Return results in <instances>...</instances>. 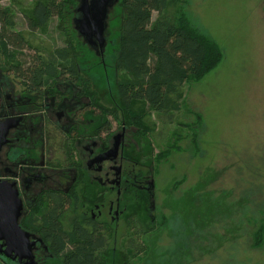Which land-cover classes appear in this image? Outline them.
Here are the masks:
<instances>
[{"label": "rangeland", "instance_id": "rangeland-1", "mask_svg": "<svg viewBox=\"0 0 264 264\" xmlns=\"http://www.w3.org/2000/svg\"><path fill=\"white\" fill-rule=\"evenodd\" d=\"M64 1L63 15L46 27L20 31L32 46L48 52L74 40L81 73L93 80L103 104L118 107V84L127 79L116 63L120 0L107 4L100 37L81 29L82 5L91 2ZM2 4L19 17L31 1ZM188 11L194 27L223 49V57L185 85L174 123L152 111L146 122L150 140L132 135L123 169L151 173L154 197L146 190L144 199L138 193L135 202L122 201L139 211L145 231L160 226L145 237L146 254L136 257L125 248V226L118 220L119 231L102 254L109 264H264V246L251 248L248 229V217L264 209V0H189ZM3 83L15 97L22 95L12 78ZM196 115L203 118L201 127L194 124ZM72 216L68 212L64 219ZM6 257L0 254V264H10Z\"/></svg>", "mask_w": 264, "mask_h": 264}, {"label": "trees", "instance_id": "trees-1", "mask_svg": "<svg viewBox=\"0 0 264 264\" xmlns=\"http://www.w3.org/2000/svg\"><path fill=\"white\" fill-rule=\"evenodd\" d=\"M2 1L0 66L22 94L54 93L60 84L74 82L90 96L92 114L97 119L108 123L106 126L113 122L134 125L144 139L150 135L146 122L152 111L165 122L174 123L183 108L185 85L212 71L223 57V49L194 27L189 0H120V49L116 63L127 79L118 84L121 106L107 108L91 80L89 86L88 79L81 75L74 40L48 52L32 46L20 31L24 26L32 33L46 27L63 15L66 1L30 0V6L23 4L19 17L11 5H3ZM72 5H76V0ZM194 124L202 126L201 115H196ZM194 137L198 147V134ZM66 208L65 202H49L42 213L43 223L37 225L40 215L32 214L24 224L44 234L62 264H109L102 255L109 245L104 227L93 223L87 228L76 221L73 231L66 232L60 221ZM248 219L251 248L260 249L264 246V209ZM159 226L149 231L140 228L137 238L127 243L132 256L146 254L145 237ZM227 238L228 235L221 237Z\"/></svg>", "mask_w": 264, "mask_h": 264}, {"label": "flooded vegetation", "instance_id": "flooded-vegetation-1", "mask_svg": "<svg viewBox=\"0 0 264 264\" xmlns=\"http://www.w3.org/2000/svg\"><path fill=\"white\" fill-rule=\"evenodd\" d=\"M110 1L104 2L106 9ZM81 75L88 79L89 86L91 80L94 87L88 75ZM5 77L8 76L0 71V121L11 117L22 120L0 149V180L16 182L23 207L19 224L28 233L30 243H34L32 259H20L15 254L6 259L10 264H62L44 234L24 224L32 214L40 215L37 225L43 223L42 213L49 202L66 203L60 218L66 232L73 231L76 221L87 228L98 223L104 227L109 244L121 226L117 221L122 220L125 248L130 252L127 243L137 238L142 226L139 211L122 198L135 202L141 193L144 199L154 180L151 173L123 169L124 153L131 146L132 135L139 138L137 128L116 122L106 126L108 123L92 114L88 93L74 82L60 84L54 93H23L15 97L5 88ZM97 95L101 101L98 92ZM114 149L111 155L109 152ZM129 193L131 199L126 196ZM68 212L73 215L70 221L64 219Z\"/></svg>", "mask_w": 264, "mask_h": 264}, {"label": "water", "instance_id": "water-1", "mask_svg": "<svg viewBox=\"0 0 264 264\" xmlns=\"http://www.w3.org/2000/svg\"><path fill=\"white\" fill-rule=\"evenodd\" d=\"M86 2V0H84ZM107 0H93L89 5L83 4L84 19L81 29H88L92 36L100 37L103 28L106 7L103 5ZM22 118L11 117L0 121V149L8 143V137L17 128H19ZM117 144L115 148H117ZM115 149L109 153L113 155ZM16 182L9 180H0V254L7 257L13 254L20 259H32V246L28 233L24 232L19 224L22 203L16 188ZM149 191L154 196L153 183L150 184ZM154 206V205H153ZM5 248V250H3Z\"/></svg>", "mask_w": 264, "mask_h": 264}]
</instances>
